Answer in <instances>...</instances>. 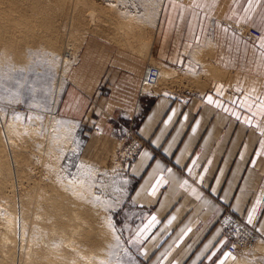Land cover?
I'll use <instances>...</instances> for the list:
<instances>
[{
    "label": "crops",
    "instance_id": "crops-1",
    "mask_svg": "<svg viewBox=\"0 0 264 264\" xmlns=\"http://www.w3.org/2000/svg\"><path fill=\"white\" fill-rule=\"evenodd\" d=\"M152 54L181 73H205L204 61L225 73L204 89L147 91L150 59L92 32L59 102L64 117L104 130L90 139L105 143L101 158L122 123L144 141L120 214L128 248L145 264H264L254 249L264 241V0H164ZM227 210L256 231L240 255L219 223Z\"/></svg>",
    "mask_w": 264,
    "mask_h": 264
},
{
    "label": "bare ground",
    "instance_id": "bare-ground-1",
    "mask_svg": "<svg viewBox=\"0 0 264 264\" xmlns=\"http://www.w3.org/2000/svg\"><path fill=\"white\" fill-rule=\"evenodd\" d=\"M120 1L101 4L96 0H0L3 53L10 55L13 51L20 57L23 42L40 39L59 53L63 66L59 73L65 76L86 37L93 32L150 59L144 81L146 90L181 86L183 74L152 54L153 30L163 0L151 13L149 24L145 20L148 12L144 17L134 12L116 13L123 10ZM101 18L113 25L100 26ZM196 49L197 56L207 55L203 47ZM204 63L205 73H189L185 86L196 84L204 89L210 78L224 72L213 62ZM21 126L12 120L3 130L0 126V264H117L116 247L113 249L110 244L114 233L107 219L99 220L96 215L98 210L92 199L97 194L92 184L75 182L70 194L54 184L53 179L44 182L34 178L32 158L17 142ZM131 143L127 146L130 151L135 145L138 150L144 146L140 137ZM254 249L264 253V241L259 239Z\"/></svg>",
    "mask_w": 264,
    "mask_h": 264
},
{
    "label": "rangeland",
    "instance_id": "rangeland-1",
    "mask_svg": "<svg viewBox=\"0 0 264 264\" xmlns=\"http://www.w3.org/2000/svg\"><path fill=\"white\" fill-rule=\"evenodd\" d=\"M96 1L104 4L110 0ZM163 2L164 0L159 14ZM159 4L160 0H121L119 6L123 10L116 13L125 15L134 12L144 17L148 12L145 20L149 24L151 13L156 6L159 7ZM159 14L155 21L153 35H155ZM99 24L107 28L106 25L111 23L102 19ZM4 40L3 37L0 42V126L2 130L11 120L14 124L22 125L18 130L21 138L17 142L23 146L24 153L32 158L30 166L34 171V178H41L44 182L53 179L54 184L70 194L73 192L75 182L89 181L97 194V198L92 199L95 209L98 210L96 215L99 220L106 218L114 233L110 244H113V249L115 247L117 249L114 250L116 261L118 260L115 262L145 264L130 251L121 228L120 214L124 210L130 188L127 171L129 164L141 150L139 149L131 159L127 155L130 151L127 146L129 147L134 139H139L134 123L128 124L127 129L124 128L123 123L121 127H118V130L113 133L115 138L113 148L108 149L109 154L101 158L105 143L99 145L96 139V142L93 140L91 143L90 139L93 135H97V132L101 133L104 130L94 129L89 121L66 118L59 111V102L69 71L65 76L59 73L62 69L59 53L54 52L40 39H35L34 43L29 40L21 44L20 49L23 52L20 57L13 51L12 54L7 55L3 53ZM203 48L208 51L206 52L208 54V48ZM147 69L148 66L145 76ZM176 71L183 74L181 87L185 86V83H188L186 76L189 73ZM152 89L159 91L161 88L152 87L147 91ZM101 92L103 94L108 92L106 85L101 87ZM246 250L237 254H243Z\"/></svg>",
    "mask_w": 264,
    "mask_h": 264
},
{
    "label": "built area",
    "instance_id": "built-area-1",
    "mask_svg": "<svg viewBox=\"0 0 264 264\" xmlns=\"http://www.w3.org/2000/svg\"><path fill=\"white\" fill-rule=\"evenodd\" d=\"M138 151L135 145L134 150L128 151L127 155L131 159ZM219 223L223 228V234L228 239V250L232 253L242 252L255 238V229L244 218L229 210L221 215Z\"/></svg>",
    "mask_w": 264,
    "mask_h": 264
},
{
    "label": "snow or ice",
    "instance_id": "snow-or-ice-1",
    "mask_svg": "<svg viewBox=\"0 0 264 264\" xmlns=\"http://www.w3.org/2000/svg\"><path fill=\"white\" fill-rule=\"evenodd\" d=\"M208 103H210V104L213 103V100H212V98L210 96L208 97ZM221 264H222V262H221Z\"/></svg>",
    "mask_w": 264,
    "mask_h": 264
}]
</instances>
